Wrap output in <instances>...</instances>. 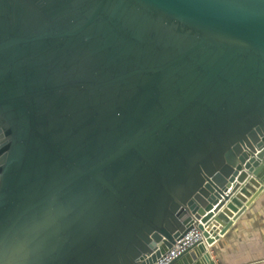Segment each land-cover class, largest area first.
<instances>
[{
  "label": "water",
  "instance_id": "water-1",
  "mask_svg": "<svg viewBox=\"0 0 264 264\" xmlns=\"http://www.w3.org/2000/svg\"><path fill=\"white\" fill-rule=\"evenodd\" d=\"M263 191L264 0H0V264H155Z\"/></svg>",
  "mask_w": 264,
  "mask_h": 264
},
{
  "label": "crops",
  "instance_id": "crops-1",
  "mask_svg": "<svg viewBox=\"0 0 264 264\" xmlns=\"http://www.w3.org/2000/svg\"><path fill=\"white\" fill-rule=\"evenodd\" d=\"M208 251L215 264H264V191Z\"/></svg>",
  "mask_w": 264,
  "mask_h": 264
},
{
  "label": "built area",
  "instance_id": "built-area-1",
  "mask_svg": "<svg viewBox=\"0 0 264 264\" xmlns=\"http://www.w3.org/2000/svg\"><path fill=\"white\" fill-rule=\"evenodd\" d=\"M205 230L210 232L212 238H215L218 233L211 231V228L205 227ZM200 244L206 245L208 249L211 246L207 244V240L204 236V232L201 231L198 227H194L187 234L177 238L175 244L163 254L155 264H172L175 260L182 257L191 250H194Z\"/></svg>",
  "mask_w": 264,
  "mask_h": 264
}]
</instances>
